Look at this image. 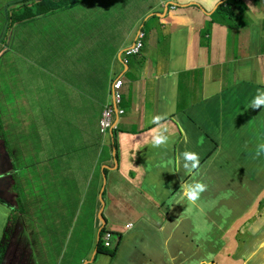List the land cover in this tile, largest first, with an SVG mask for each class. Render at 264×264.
Masks as SVG:
<instances>
[{
  "label": "crops",
  "instance_id": "obj_1",
  "mask_svg": "<svg viewBox=\"0 0 264 264\" xmlns=\"http://www.w3.org/2000/svg\"><path fill=\"white\" fill-rule=\"evenodd\" d=\"M86 2L93 15L89 34L77 26L84 18L77 28L57 23L83 12L74 8ZM104 2L87 0L50 14L30 36L29 51L14 50L23 38L13 33L11 51L1 54L0 105L25 109L22 96L27 109H50V103L56 109L53 127L50 117L43 118L38 133L31 121L12 120L24 138L15 147L25 148L18 186L31 167L43 171L50 212L65 208L72 188L82 197L73 220L91 194L85 264H208L209 251L219 264H264V154L256 155L264 142V108L248 107L257 89L264 90V0H218L212 7L207 0H108L110 10ZM149 11L152 16L143 17ZM138 27L145 33L142 50L123 65L119 55ZM15 52L25 54L18 59ZM113 77H121L119 107L125 113L113 135H101ZM157 114L166 117L167 148L150 143ZM223 124L236 125L237 136L217 130ZM0 133L10 145L8 155L0 154V171L7 172L20 164L13 126H0ZM185 150L199 154L195 179L207 185L195 205L179 195L181 183L193 182L183 168L176 171L175 160ZM14 189L12 182L0 186V200L12 196V203ZM31 203L34 198L23 192V218L18 213L10 220L0 204V231H11V254L0 264L41 263L28 259L41 236L31 232L25 213L38 214ZM102 222L121 235L113 240V253L97 250ZM22 226L28 233L15 239ZM19 251L26 258L19 259ZM229 251L234 261L225 257Z\"/></svg>",
  "mask_w": 264,
  "mask_h": 264
},
{
  "label": "rangeland",
  "instance_id": "obj_2",
  "mask_svg": "<svg viewBox=\"0 0 264 264\" xmlns=\"http://www.w3.org/2000/svg\"><path fill=\"white\" fill-rule=\"evenodd\" d=\"M26 2L28 0H0V11H2V5L6 4L10 7L8 9H4L6 18L9 15L10 10H14V13L19 12L20 16H23L25 8L20 5L22 2ZM94 1H104V0H94ZM16 3H18L16 5ZM104 8L106 10H110V6L108 5V0L104 2ZM28 4V2H27ZM29 6V4H28ZM27 6V7H28ZM77 6V5H76ZM123 7L125 6L122 5ZM75 7V6H74ZM73 8V7H72ZM76 10H83V12H74V16L60 18L57 20L58 24L68 23L72 27H76L77 21L79 18H84L82 23L77 25L85 34L90 33V20L93 18L92 13H90V3L86 2L85 4H81L80 6L74 8ZM9 10V11H8ZM87 10V11H86ZM59 11V10H57ZM56 12V11H55ZM61 13V12H60ZM48 19V15L40 16L32 18V20L21 24L19 27L15 29L14 36L16 38H23V45L20 47H15V51H29L30 50V36L33 33H38L39 27L42 23L46 22ZM14 22H10V26H13ZM77 28V27H76ZM83 34L80 33L79 36ZM8 52L11 51L10 46H7ZM17 58L19 59L25 53L23 52H15ZM14 69L11 70V72ZM29 75L25 78L24 81H28ZM18 90L22 92V89L16 87ZM9 92V90H8ZM29 101L22 99L21 96V104L25 109L10 107L7 105L8 103H4L0 105V126L3 129H9L13 126L14 134L11 135L12 147L14 157L18 163H20L16 168L21 169L18 175L23 176V168L25 164H23V158L21 152L25 150L24 147L16 146V141H23L22 131L18 130V126L15 125L13 121H15L16 117H18L22 123L23 120L31 121L32 129L38 133V128L41 126V121L45 118L48 121L50 117L52 122L50 124L53 127L54 114L53 112L56 110L53 104H49L50 109H27V103ZM48 110L51 114L48 113ZM226 135L230 136V133H226ZM10 147V145L8 144ZM29 167H26L28 169ZM32 170H35L31 167ZM28 172V177L26 180H22L21 188L24 192V195L32 199L34 198V203H31V207H35L37 213H29L25 211L27 216L30 218L32 225L34 227L31 232H40L41 236L38 240V243L31 249L28 259L29 260H37L40 261V264H85L83 260L84 255L88 248L91 247V220L89 217L91 216V194H86L83 197L80 209L78 211L77 217L73 220V208L75 209V205L79 200H81L80 193H76L75 196L72 193V188H67V196L64 200L65 207L62 210L57 212H50L49 210V200L48 203H45V197L43 186L47 183L48 177L43 171H36V174H32V170ZM83 189V188H82ZM81 190V188H80ZM63 191V186H62ZM87 193V190H85ZM48 197V196H47ZM19 198H22V194H19ZM48 199V198H47ZM39 209L41 213H39ZM81 211V212H80ZM19 217L23 218V211L18 212ZM17 213V215H18ZM16 215V216H17ZM15 216V217H16ZM103 228V227H102ZM20 235H26L28 232H25L24 226L19 230ZM245 228L238 231L234 234V236H238L240 233H244ZM245 235V234H242ZM27 237V236H26ZM11 246V242H10ZM2 253L0 255V259H7L11 254L10 247L9 251L5 254ZM19 256V259L26 258V254L19 251L15 253ZM232 257L231 251L225 253V257ZM60 256V258H59ZM224 257V258H225ZM58 260V261H57ZM212 262L209 261L208 256V264H219V258L214 255L211 257ZM234 261V256L232 258Z\"/></svg>",
  "mask_w": 264,
  "mask_h": 264
},
{
  "label": "clouds",
  "instance_id": "obj_3",
  "mask_svg": "<svg viewBox=\"0 0 264 264\" xmlns=\"http://www.w3.org/2000/svg\"><path fill=\"white\" fill-rule=\"evenodd\" d=\"M207 3H208V7H212L214 6L215 4L218 3V0H207ZM18 3H16L17 5ZM10 6L9 5H2V9H8ZM171 8H173L174 6H170ZM54 13V12H53ZM45 15H50L49 13L48 14H44V15H41V16H45ZM151 17L152 16V13L151 11L147 12L146 14L143 15V17ZM40 17V16H38ZM32 20V18L28 19V17H26L25 20H22L21 22H18L16 24H14L8 31L7 33V46H12V41L10 42L11 39H13V33L15 32V29L17 27H19L21 24L23 23H26L28 21ZM141 30L144 33L143 29L141 27H138L134 33V38H133V41L131 42V45L129 47H127L126 49L124 48L122 50V52L120 53L119 55V61L123 64V65H126L127 64V61L130 57H133V56H137L140 54L141 50H142V47H143V39H144V36H143V39H142V47L141 49L135 53V54H131V55H126L125 54V51H127L131 46L132 44L134 43L135 39H136V35H137V32ZM7 46H5V51H1L0 52V55L3 54V53H6L8 52V48ZM120 80L121 81V77H113L111 79V84L114 80ZM121 84H122V81H121ZM121 84H120V87H121ZM120 87L118 89V92L120 94ZM110 101L109 103H107L106 105H104L103 107V110L101 113H103L104 109L106 107H111L112 108V124H115V127L112 128L111 130H106L104 133H101L100 130V134L101 135H106L107 132H110L112 135L114 133V131L117 130V124L119 122V119L124 115L125 111L123 109H120L119 108V105L121 103V95H120V100L119 102L115 105L113 102H112V98H111V95H112V92H111V85H110ZM248 107H251L253 109H262L264 108V90L262 89H257V93L256 95L252 98V100L249 102L248 104ZM116 110H121L123 111L122 114L118 115L116 113ZM165 116L163 114H157V115H154L152 117V123L155 125V127L153 129H151L150 131V143L152 145V147L154 148H167L169 146V144L171 143V139H170V135L168 134V128L166 126L165 123H163V121L165 120ZM100 125V124H99ZM219 130L221 133H230V136L232 137H236L237 136V128H236V125L234 124H223V125H220V127L217 129ZM138 147L137 146V150H138ZM261 154H264V142H261L257 145V150H256V155L259 156ZM175 164H176V171L179 172L180 168H183L184 169V173L186 175H190L193 177V182H183L180 184V189H181V194L180 195V199H187V201L191 202V204L195 205L196 202L200 199L201 197V194L203 192L206 191V188H207V185L204 184L203 182H200L199 180H196L195 177L199 174V170L201 168V164H200V158H199V154L196 153L195 151H189V150H185L183 151L182 153H180V155L176 158L175 160ZM17 166H15L14 168H11L9 171L5 172V171H2L0 172V186H4V180L8 177H10L9 179L12 180V183L14 184V187H15V198H14V201L11 203L10 200L12 198V196H9L8 200L9 202H5V203H10L12 204L13 206H15L16 208L12 209L10 207H8L7 205H5L4 203H1L3 206L7 207L8 208V217H9V220L13 217H15L17 215V213L19 211H21V207H19V205L17 204V199L19 198V194L21 193L22 196H23V190L20 186H18V180H17V174L20 172L21 169H17L16 168ZM0 197H1V194H0ZM20 202L22 203V198L20 199ZM177 203H179V201H177ZM226 220V219H225ZM236 222H239L241 223V221L237 218L234 219V223ZM103 223V222H102ZM132 224H128L126 225V228L129 229V228H132ZM104 229V232L102 234V236H100L101 234V231ZM102 230L99 231V240L101 242H104L105 243V240H104V236H105V233L106 232H110L113 237L111 239V242H110V246H112L113 244V240L116 238V237H119L121 236L120 234H117L115 233L114 231L110 230L109 228H107V226L104 224ZM11 232V231H9ZM216 256V253L213 252V251H209L208 254H207V261H208V256H209V261L212 262L211 257L212 256Z\"/></svg>",
  "mask_w": 264,
  "mask_h": 264
},
{
  "label": "trees",
  "instance_id": "obj_4",
  "mask_svg": "<svg viewBox=\"0 0 264 264\" xmlns=\"http://www.w3.org/2000/svg\"><path fill=\"white\" fill-rule=\"evenodd\" d=\"M84 1H87V0H28L20 4L25 8L23 16H20L18 11L17 13H14L15 12L14 10H10V11L8 10L9 15L7 18L5 16V12L3 9L2 11H0V52L5 51V46H7V33L9 29L12 27L10 26V22H14V24H16L18 22H21L22 20H25L26 17H28V19L29 18L31 19V18H35V17L41 16L44 14H48V13L52 14L53 12L57 10H64V9L72 8ZM11 41L12 39L10 40V42ZM1 92L6 94L8 92V88L5 86L1 90ZM101 118H102V113L99 119V124H100ZM99 130H100V125H99ZM7 145H8V142L4 139V137L0 133V154L8 155ZM0 202L4 203L5 205H7L8 207L12 209L16 208L10 203H5L2 200H0ZM17 204L23 210L22 203L20 202L19 198L17 199ZM103 232H104V229L101 231L100 236H102ZM97 246H99L97 249L98 252L113 253L112 250H109L111 246H106V244L104 242H101L100 240ZM4 251L5 249L3 247V243H0V255H2Z\"/></svg>",
  "mask_w": 264,
  "mask_h": 264
},
{
  "label": "built area",
  "instance_id": "obj_5",
  "mask_svg": "<svg viewBox=\"0 0 264 264\" xmlns=\"http://www.w3.org/2000/svg\"><path fill=\"white\" fill-rule=\"evenodd\" d=\"M143 32L141 30H139L137 32L136 35V39L134 41V43L132 44V46L125 51L126 55H131V54H135L137 53L141 47H142V39H143ZM121 81L120 80H114L111 84V98H112V102L116 105L119 100H120V94L118 92V89L120 87ZM116 113L118 115L122 114L123 111L121 110H116ZM112 108L111 107H106L102 113V118L100 120V132L104 133L106 130H111L112 128L115 127V124H112ZM113 235L110 232H106L105 236H104V240H105V244L106 246H110V242L112 239Z\"/></svg>",
  "mask_w": 264,
  "mask_h": 264
},
{
  "label": "flooded vegetation",
  "instance_id": "obj_6",
  "mask_svg": "<svg viewBox=\"0 0 264 264\" xmlns=\"http://www.w3.org/2000/svg\"><path fill=\"white\" fill-rule=\"evenodd\" d=\"M0 172H2V171H0ZM10 178V177H9ZM8 177L4 180V186L5 185H7L8 184V182H12V180L11 179H9ZM10 200V199H9ZM0 213H2V210L0 211ZM20 235V232H18V234H17V236H16V238L15 239H17L18 238V236ZM10 238H11V233L8 231V230H6V229H2L1 231H0V243H3V247H4V249H5V254L7 253V251H9V247H10V242H11V240H10ZM3 252V253H4ZM4 254V255H5ZM8 258V257H7Z\"/></svg>",
  "mask_w": 264,
  "mask_h": 264
},
{
  "label": "water",
  "instance_id": "obj_7",
  "mask_svg": "<svg viewBox=\"0 0 264 264\" xmlns=\"http://www.w3.org/2000/svg\"><path fill=\"white\" fill-rule=\"evenodd\" d=\"M103 226H104V222H103Z\"/></svg>",
  "mask_w": 264,
  "mask_h": 264
}]
</instances>
